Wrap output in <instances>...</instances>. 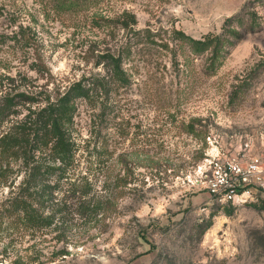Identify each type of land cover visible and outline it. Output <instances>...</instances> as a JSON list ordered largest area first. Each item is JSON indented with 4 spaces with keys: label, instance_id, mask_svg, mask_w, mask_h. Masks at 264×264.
<instances>
[{
    "label": "rangeland",
    "instance_id": "1",
    "mask_svg": "<svg viewBox=\"0 0 264 264\" xmlns=\"http://www.w3.org/2000/svg\"><path fill=\"white\" fill-rule=\"evenodd\" d=\"M246 5L260 26L205 74L206 55L174 29L220 33ZM123 15L150 35L132 41L128 83L93 103L74 99L72 154L51 177L54 204L41 206L53 223L32 226L6 211L26 166L0 176V264H264V192L221 204L207 187L211 159L264 164V0H0V97L25 89L39 108L106 77L104 56L133 33ZM36 157L53 163L48 149Z\"/></svg>",
    "mask_w": 264,
    "mask_h": 264
},
{
    "label": "trees",
    "instance_id": "2",
    "mask_svg": "<svg viewBox=\"0 0 264 264\" xmlns=\"http://www.w3.org/2000/svg\"><path fill=\"white\" fill-rule=\"evenodd\" d=\"M71 3L72 0H62V3ZM122 27L132 31L131 37H126L120 46L119 52H108L104 58L108 66L106 77H96L89 85L82 81L74 84L63 96L51 100L39 108H33L40 101L33 92L10 88L0 97V176L8 179L11 174L22 170L26 166L28 174L10 192L6 199V211L9 216H15L20 221L32 226H49L55 219V214L41 210L44 204H54L53 185L51 177L65 169L71 154L73 143L68 136L67 123L72 120L76 110L75 98H85L95 102L101 94H107L113 88L125 85L130 81V75L124 67V60L132 55V41L149 36L150 31L135 30L131 27L134 17L122 16ZM260 26L259 15L255 7L246 5L240 12L228 16L220 33L208 32L200 38H195L181 30L174 29V39L188 44L190 51L195 55H206L204 63L205 74L213 73L222 62L229 47L240 39L243 32L256 30ZM13 80V79H12ZM113 82L114 87L110 86ZM26 107L29 112L23 118H16L20 109ZM5 123L6 127H3ZM49 150V161L41 162L36 157L37 151ZM22 159V164L19 160ZM59 161L58 165L56 162ZM126 176V175H125ZM125 176H123L125 178ZM38 205H36L37 203ZM40 206V207H37ZM264 206V205H263ZM211 225L207 221L205 229ZM68 255V251H61Z\"/></svg>",
    "mask_w": 264,
    "mask_h": 264
},
{
    "label": "built area",
    "instance_id": "3",
    "mask_svg": "<svg viewBox=\"0 0 264 264\" xmlns=\"http://www.w3.org/2000/svg\"><path fill=\"white\" fill-rule=\"evenodd\" d=\"M207 184L213 202L235 205L255 200L264 192V164L255 156L211 159Z\"/></svg>",
    "mask_w": 264,
    "mask_h": 264
}]
</instances>
